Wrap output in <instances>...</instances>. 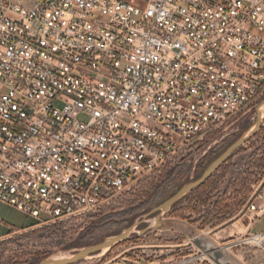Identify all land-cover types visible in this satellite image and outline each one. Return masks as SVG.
<instances>
[{
  "label": "built area",
  "instance_id": "obj_1",
  "mask_svg": "<svg viewBox=\"0 0 264 264\" xmlns=\"http://www.w3.org/2000/svg\"><path fill=\"white\" fill-rule=\"evenodd\" d=\"M263 98L264 0H0V202L81 217ZM124 260L217 264L200 248Z\"/></svg>",
  "mask_w": 264,
  "mask_h": 264
},
{
  "label": "rangeland",
  "instance_id": "obj_2",
  "mask_svg": "<svg viewBox=\"0 0 264 264\" xmlns=\"http://www.w3.org/2000/svg\"><path fill=\"white\" fill-rule=\"evenodd\" d=\"M262 100L212 128L180 157L141 179L128 192L81 217L38 222L0 202V264H38L50 257H69L140 221L130 239L71 264H123L124 258L133 255L165 257L172 250L200 248L195 238L219 248L231 264L264 263V247L253 243L230 246L248 233L264 231V215L254 222L248 211L251 202L260 204L264 193V112L261 126L250 140L202 185L174 203L157 227L143 231L155 223L158 212L152 213V209L200 177L215 158L250 130ZM78 118L87 120L84 114Z\"/></svg>",
  "mask_w": 264,
  "mask_h": 264
},
{
  "label": "water",
  "instance_id": "obj_3",
  "mask_svg": "<svg viewBox=\"0 0 264 264\" xmlns=\"http://www.w3.org/2000/svg\"><path fill=\"white\" fill-rule=\"evenodd\" d=\"M261 103H264V99L262 100ZM261 118L262 117H260L257 114L256 122L250 128V130L246 134H244L243 136L236 139L217 158H215L206 167V169L203 171V173L201 174L200 177H198L197 179H195L191 182L184 184L183 186H181L179 188V190L177 192H175L171 197L166 199L161 205L152 209L151 210L152 213L158 212L157 217L155 218L156 223L146 227L145 229H143V231H147L152 227H157L159 225V219L163 216V214H165L170 209V207L174 203H176L179 199H181L187 193L191 192L196 187L203 184L213 174V172H215L226 161V159L229 156H231L241 145H243L248 140H250L256 134V132L259 130V128L261 126V121H262ZM141 222L142 221L135 222L134 224H132L131 226H129L128 228L123 230L121 233L107 237L100 243L82 247L81 249H79L78 251H76L74 254H72L69 257H64L62 259L54 260L52 264H71V263L77 262L81 259H84L86 256L98 253L104 247L108 246L109 248H111L112 246L118 244L119 242H121L123 240L130 239L131 237L129 234L131 232V228L133 227V225L137 226ZM194 241L197 245L200 246V248L202 250H204L205 252H208L210 257L212 258V260L214 262H216L217 264H231V262L220 251L219 248H217L213 245H209L205 241L203 242V238H195ZM48 259L49 258H46V259L42 260L41 262H39L38 264H48V262H46Z\"/></svg>",
  "mask_w": 264,
  "mask_h": 264
},
{
  "label": "bare ground",
  "instance_id": "obj_4",
  "mask_svg": "<svg viewBox=\"0 0 264 264\" xmlns=\"http://www.w3.org/2000/svg\"><path fill=\"white\" fill-rule=\"evenodd\" d=\"M263 112H264V103H261L258 107H257V109H256V116H257V114L260 116V117H262L263 116ZM152 222H153V220H152ZM155 223H156V219H155ZM154 223V224H155ZM134 225H133V227L131 228V231L134 229ZM261 247H264V245H261ZM106 249H109V247L107 246V247H104L103 249H101V250H106ZM225 249H228V247H226ZM87 257V256H86ZM85 257V258H86ZM62 258H64V256H58V257H50L46 262H48V264H52L53 263V261L54 260H58V259H62Z\"/></svg>",
  "mask_w": 264,
  "mask_h": 264
},
{
  "label": "crops",
  "instance_id": "obj_5",
  "mask_svg": "<svg viewBox=\"0 0 264 264\" xmlns=\"http://www.w3.org/2000/svg\"><path fill=\"white\" fill-rule=\"evenodd\" d=\"M263 190H264V188H263ZM259 203H264V193L262 194L261 200L259 201ZM257 232H260V231H257Z\"/></svg>",
  "mask_w": 264,
  "mask_h": 264
},
{
  "label": "trees",
  "instance_id": "obj_6",
  "mask_svg": "<svg viewBox=\"0 0 264 264\" xmlns=\"http://www.w3.org/2000/svg\"><path fill=\"white\" fill-rule=\"evenodd\" d=\"M202 185V184H201ZM194 190V189H193ZM190 193V192H189Z\"/></svg>",
  "mask_w": 264,
  "mask_h": 264
}]
</instances>
